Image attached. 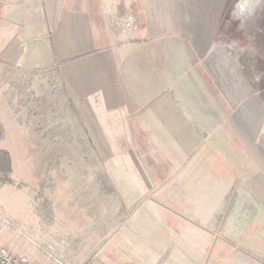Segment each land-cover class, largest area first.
Instances as JSON below:
<instances>
[{"label":"crops","instance_id":"crops-1","mask_svg":"<svg viewBox=\"0 0 264 264\" xmlns=\"http://www.w3.org/2000/svg\"><path fill=\"white\" fill-rule=\"evenodd\" d=\"M0 9V55L59 66L87 133L111 137L120 155L108 176L118 196L123 186L135 204L146 200L119 235L113 225L98 263L159 264L165 248L205 247L226 201L252 187L178 108L156 59L164 34L145 14L144 26L121 31L122 16L138 13L132 0H0Z\"/></svg>","mask_w":264,"mask_h":264},{"label":"rangeland","instance_id":"rangeland-1","mask_svg":"<svg viewBox=\"0 0 264 264\" xmlns=\"http://www.w3.org/2000/svg\"><path fill=\"white\" fill-rule=\"evenodd\" d=\"M143 15L138 7L118 26L140 28ZM78 105L59 66L17 65L0 55V250L13 260L100 264L113 225L119 235L129 209L146 202L129 200L123 186L118 196L108 176L120 155L111 137L87 133ZM248 196L226 201L205 247L202 240L165 248L159 264H189L169 263L172 255L201 257L198 264H264V200L253 188Z\"/></svg>","mask_w":264,"mask_h":264},{"label":"water","instance_id":"water-1","mask_svg":"<svg viewBox=\"0 0 264 264\" xmlns=\"http://www.w3.org/2000/svg\"><path fill=\"white\" fill-rule=\"evenodd\" d=\"M167 38L156 57L178 108L264 200V10L233 0H132Z\"/></svg>","mask_w":264,"mask_h":264},{"label":"clouds","instance_id":"clouds-1","mask_svg":"<svg viewBox=\"0 0 264 264\" xmlns=\"http://www.w3.org/2000/svg\"><path fill=\"white\" fill-rule=\"evenodd\" d=\"M264 10V0H233L231 18L238 21V27L244 31L247 29L257 15ZM264 74H257L255 79L258 82Z\"/></svg>","mask_w":264,"mask_h":264},{"label":"built area","instance_id":"built-area-1","mask_svg":"<svg viewBox=\"0 0 264 264\" xmlns=\"http://www.w3.org/2000/svg\"><path fill=\"white\" fill-rule=\"evenodd\" d=\"M0 264H34L29 258L23 257L21 259L13 260L5 250H0Z\"/></svg>","mask_w":264,"mask_h":264}]
</instances>
